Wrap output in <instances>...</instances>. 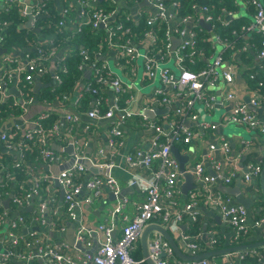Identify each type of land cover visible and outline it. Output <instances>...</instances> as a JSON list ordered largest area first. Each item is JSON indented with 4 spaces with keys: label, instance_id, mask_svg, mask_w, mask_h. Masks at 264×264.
Instances as JSON below:
<instances>
[{
    "label": "built area",
    "instance_id": "1",
    "mask_svg": "<svg viewBox=\"0 0 264 264\" xmlns=\"http://www.w3.org/2000/svg\"><path fill=\"white\" fill-rule=\"evenodd\" d=\"M149 5H153L159 11L157 14L158 21L164 20L168 25V37L170 42L164 47V51L157 43V38L153 36V33H149L147 40L149 49L146 53L140 52L138 47L130 40L123 43L115 40L116 36H123L130 31V27L126 26L123 21L117 24L111 25L110 18L113 15V11L108 12L102 8L89 7L85 12V22H89L93 27H103L107 29L109 33L108 43L113 48L119 49L120 56H129V66L133 72L137 70L135 62L138 58L143 57L145 61V70L151 79L160 78L162 83L167 86V91L158 90L157 97L155 99V107L145 109L142 112V122L152 130V134L149 138L150 147L148 150L143 148L137 149L135 152L130 153L127 156L128 165L131 168H138L144 166L148 169H152V165L155 161L159 160L160 165L157 170L152 172L150 180L145 181L143 186L140 175L133 174L132 183L141 186L144 199L141 202H135V214L134 217L129 220L122 228V234L116 238L114 236V230L117 222V216L122 212L123 207L130 201L129 197L122 194V187L118 179L112 175V168L115 167L114 162H96L93 159V165L102 167L109 170L105 176L93 175L86 184L83 181L85 173L89 170L85 164L81 162L82 158H85L78 154L80 152L82 139L80 137L72 138V143L75 148L74 162L71 166L67 167L58 174L52 173H40L39 165L36 167L27 168L25 173L27 179L31 180L30 191L22 196H17L13 200L17 204H23L28 202L31 198L38 200V213L35 219L44 225L48 223L55 230H65L66 226L58 225L55 216L58 211L56 209L51 210L52 213L47 216L49 205H56L55 195H44L42 183L49 179L58 180L64 187V200H65V214L66 218L77 222V230L75 235V242L85 246H90L91 241L89 236L93 232L87 228V225L83 223L81 208L84 203L93 204L103 194V188L106 186L116 197L117 202L115 207L109 211V218L106 223L100 225V230L104 231V236L99 237L96 241V249L92 256L89 257L91 264H136L137 260L133 256V252L138 246L141 234L145 227L152 223H159L169 230V232L175 237L180 249L189 255H196L206 251L197 238L192 237L190 234L183 230V223L186 218L190 220H197V213L194 210V203L188 202L185 207L182 208L180 201L183 196L182 183L184 182L183 173L180 170L179 162L173 155L172 149L176 143L182 145H189L194 141L199 143L207 142L208 133L215 128V123L211 121H204L200 118L198 106H202L207 110H212L215 107H227L230 106V110L224 116L223 123L225 124H243L252 130H264V119H260L257 116L255 108L263 105L264 100L261 93L256 89L249 96V101H245L241 98L236 91H234L235 67L226 61V52H221L219 55L211 58V54H207L206 48L194 49L189 52V55L201 54L207 59L208 65L203 68H189L185 64L186 50L196 43V37L203 29L200 25V21L194 15L186 17H180L174 12V8L178 4L177 1L171 3V7L167 5L163 0H147ZM13 0H3L1 3L6 9L11 8ZM248 5L252 6L255 10L253 19L247 24L242 26L239 30H234V33L238 38L243 37L246 34L261 36L260 42L253 41L242 44L239 47V52H246L253 47L258 54L259 69L250 75L252 81L257 83V87L264 86V0H246ZM84 4L86 2H83ZM88 4V3H87ZM194 7L204 12V20L211 23L213 29V38L215 45L217 43L223 45L233 46V41H228L221 37L216 31V22L219 21L223 25L231 24V20L235 16L232 10L222 8V13L215 16L211 13V7L209 5L194 4ZM30 9V12H28ZM43 8L28 6L24 9V15H32L33 21L37 20L41 15ZM231 18V19H230ZM230 19V20H229ZM152 22V21H149ZM6 21H0V25H5ZM174 24H177L174 26ZM190 25L189 30L186 29V25ZM59 26L66 27L64 18L59 21ZM81 29V28H80ZM179 35L182 39L181 43L175 50L172 49L174 42V36ZM5 34L3 28L0 26V43L4 44ZM48 41L37 42L36 50L37 55L29 60L27 71L20 74V78L16 80L19 85V98L11 97L8 94L7 89L11 83V72L16 70L14 61L9 59L8 73L5 78L0 80V103L7 98H13V104H20L25 112L26 103H31L30 96L26 95L23 89L20 87L22 81L32 83L34 75H46L49 73L51 63V57L58 52L54 48L49 55L42 54V44ZM155 43V44H154ZM235 43V41H234ZM236 44V43H235ZM234 47V46H233ZM84 59L89 61L90 55L86 49L81 51ZM172 55L177 59L179 63V72L174 74L165 67L167 56ZM232 56V55H231ZM56 66V64H55ZM88 66L94 73L96 87H89L88 90L93 94L101 93L99 98L95 100L94 107L89 110L87 117L88 121L82 124L81 129L84 131H91L92 127L99 123L106 122L109 132V145L115 150L121 146L124 142V132L122 126L125 125L133 117L140 115L136 113L132 104L135 100L134 94L127 84L113 75L107 70V66L98 65L97 61L93 60L88 63ZM56 67L59 68L58 74L55 73V84H61L63 82L62 73L67 70V65L63 61ZM223 82L228 87V90L221 96H217L215 90L218 85ZM9 83V84H8ZM6 85V86H5ZM110 88L113 91L112 103L103 96L102 88ZM129 93L126 99H122V96ZM68 95L63 94L62 98L67 100ZM124 101V105H123ZM105 102L110 104L107 111L103 112L100 108ZM156 107L167 108L173 110V117L164 120L162 123L151 121L148 119L145 111H155ZM145 114V115H144ZM19 115V116H21ZM51 113L42 112L33 120L32 125L24 127L23 130H5L0 137V141L8 150L17 151L20 154L19 160L14 164L15 168L24 171L25 164V151L33 149L34 144L41 146L40 163H46L49 166L58 164L66 159L64 153L57 152L52 148V143L56 140H63L62 128L57 120L49 127L44 125V121L49 118ZM14 118V117H12ZM66 119L70 121V124H74L79 127L80 116L79 114H67ZM2 120H0L1 122ZM25 122V121H24ZM23 122V123H24ZM194 123L190 125L187 123ZM217 125V124H216ZM70 140V141H71ZM64 145H67L69 141L63 140ZM211 157L207 161L213 160V168L220 169V164L214 161V152L217 150L222 151L226 157L230 156L231 145L224 137L209 145ZM100 154H104V150L100 149ZM66 153V152H65ZM4 159H0V165L2 169L7 173V182L12 181L13 173L8 171L7 165L3 163ZM39 163V164H40ZM234 164V161H233ZM263 170L262 164H250L249 169L246 171V178L256 177L261 174ZM187 171V170H186ZM194 175V181L196 188L203 191L206 200L218 209L222 220L232 229V240L234 242H240L244 237L253 234L254 228L262 227V231L259 233L258 239H264V201H260L253 209V214L256 216L254 225L251 227L248 223L249 210L242 204H234L231 199L224 195L221 191L216 190V185L219 183H230L237 175L236 167H231L228 173L211 174L208 172L206 163L204 161L198 162L193 165L191 169ZM216 171V170H215ZM37 172V173H36ZM141 178V179H140ZM86 186L88 194L82 198V190ZM191 192V191H190ZM189 192V193H190ZM188 193V194H189ZM187 194V195H188ZM127 219V217H125ZM29 220L25 216H19L16 220L12 221V230L10 232V242L8 249L4 253H0V264H11L10 260H14L20 264H34L36 260H44L45 264H80V257L74 253L66 250L63 242H51L45 235L33 230L34 232L24 231V233L18 234L16 229L23 230ZM28 228V227H27ZM30 235V239L22 244L20 248L15 250V247L25 241L24 236ZM218 239L212 237L209 240V247L215 250ZM242 243V242H241ZM238 243L237 245L241 244ZM39 245L38 248L33 249ZM149 251L151 258L156 264H245L244 260L247 257H257L261 264H264V247L244 250L233 251L221 255L223 260H218L215 257L202 258L199 260L185 261L179 258L174 251L173 246L166 240L159 232L149 241ZM86 262V261H85Z\"/></svg>",
    "mask_w": 264,
    "mask_h": 264
},
{
    "label": "crops",
    "instance_id": "2",
    "mask_svg": "<svg viewBox=\"0 0 264 264\" xmlns=\"http://www.w3.org/2000/svg\"><path fill=\"white\" fill-rule=\"evenodd\" d=\"M3 0H0V15L4 10L6 13H12V19H15L17 22L16 33L26 35V40L24 43H18L19 46L12 47L11 50H8L3 44L0 43V80L5 78L8 73V68L10 65L9 59L14 61V65L16 67L15 71L11 72V83L7 89V92L11 97L19 98V95H16L10 89L12 87H16L19 91V85L16 80L20 78V74L27 71V66L29 60L32 57L37 55V42L48 41L51 42L57 38L58 31L62 28L59 26V21L64 18V22L66 27L69 26L73 29H80L81 25L85 24V12L89 7H96L103 0H92V1H84V0H13L11 3V8L6 9V7L1 3ZM108 1V0H107ZM233 5H237V8L231 9L236 18H238L240 24L237 26L238 32L241 31L242 26L252 21L254 15V8L248 5L246 0H232ZM83 2H86L85 4ZM114 4V13L110 18V24L118 23L120 21H139L140 19H145L147 21H152V23H156L158 21L157 8H154L153 5L144 4V0H111ZM88 3V4H87ZM28 6L32 7H42L43 11L39 18L35 21L30 19V16L22 14L24 9ZM123 16V19L121 18ZM60 20L57 21V18ZM68 17V21L65 19ZM203 19V18H202ZM231 19V18H230ZM229 19V20H230ZM13 22H9L11 24ZM130 23V22H129ZM243 23V24H242ZM125 24V23H124ZM242 24V25H241ZM177 24H174L176 26ZM130 27V26H128ZM59 28V29H58ZM191 28L190 25H186V29L189 30ZM57 29V30H56ZM204 30L209 32L210 37L213 38V29L208 30L203 27ZM21 31V32H20ZM174 38L179 39L181 43L182 39L179 35H175ZM239 40H234L231 45H223L217 43L215 47L217 49L210 55L213 59L215 56L219 55L221 52L230 51L232 56H227V63L233 65L236 70L235 75V83H234V91L243 98L245 101H249V96L255 88V81H252L250 75L259 69L260 60L257 54V51L251 47L250 50L246 52H239V47L244 43L256 41L253 35L246 34ZM149 43L146 41L142 45H137L138 49L142 53H146L149 49ZM218 45H221V49L218 48ZM102 53H98L99 58L102 59L104 64L107 66V70L111 72L116 77H119L123 83L127 84L134 94L135 100L131 105L133 110L140 114L132 119H130L125 125L122 126V131L124 132V142L117 149L113 150L109 145V132L108 126L106 122L95 124L91 131L87 132L81 129L82 124L88 121L87 114L89 110L94 107L95 99L92 92H89V95L93 97V100L85 102L86 97L80 95L81 89L87 86L92 78V69L90 67H85L83 76L80 80V83L73 93L70 100H66L64 98H47L48 94L55 90L56 84L53 76L47 75H34V79L32 81V93H31V103L27 104L25 107V112L21 116H8L9 118H5L0 122V137L1 134L7 130H23L24 127H28L32 125L31 120L37 117L42 112H49L51 115L56 117L57 122L62 128V137L63 140L69 141L67 145H64L65 142L60 140V145L57 144L59 142H53L57 145L63 147L68 146L71 142L72 138L80 137L82 139L80 154L85 158L93 159L96 162H114L116 165L112 168V175H114L121 187L122 194L129 197V202L123 207L121 213L117 216V222L114 230V236L116 238L120 237L122 234L123 226L134 217L135 214V202H141L144 199V195L141 190V186L136 183H132L133 174L140 175L144 179H141L142 185H145L146 180H150L152 176V172L157 170L160 161L157 160L153 163L152 169H148L144 166L138 168H131L127 162V156L135 152L139 148H143L148 150L150 147L149 138L152 134V130L147 126V124L142 122V112L145 109H150L151 107H155V99L157 97L158 90L167 91V86L162 83L161 79L155 78L151 79L147 71L145 70V61L144 58H138L135 62L137 70L133 72L132 68L127 65L123 66L119 63V52L113 47H107L106 49H102ZM69 51L65 48L59 50L51 60L54 62L56 66L63 62V60L68 55ZM50 62V63H51ZM264 63V61H263ZM165 67L174 74H178L179 72V63L177 59L172 55L167 56V60L165 62ZM114 68H117L119 71H116ZM87 71H90L89 77H86ZM47 76V77H46ZM255 82V83H254ZM37 83H41L42 87L36 91ZM45 89H49L48 91ZM228 90V87L225 83L221 82L216 88L215 92L217 96L223 95ZM103 94L112 103L113 99V91L110 88H102ZM159 108V107H156ZM230 106L225 108L223 107H215L212 110H207L202 106H198V111L200 113V119L204 121L207 120V116L213 115L212 113L215 110H220V120H212L215 124V128L211 130L208 135V141L199 143L198 141H194L189 145H182V150H179L182 154L189 156V162L186 165V170L191 169L193 165H196L198 162L204 161L206 163V167L209 173L216 174L217 173H228L231 167H236L237 175L233 178L230 183H223L228 187H239L240 193H242L246 198L252 199V205L247 207L249 210V220L248 223L252 227L255 222L256 216L253 214V209L255 206L259 204L260 201H264V197L262 194L260 175L256 177H251L250 179L246 178V171L249 169L250 164H262L264 167V130H252L246 125L243 124H235L238 127H242L245 129L244 134L237 133H229L226 134L225 127L228 124L223 123L224 116L229 112ZM200 110L204 112V115L201 114ZM257 116L260 119H264V103L261 106L255 108ZM67 114H79L80 121L79 127H75L74 124H70V121L66 119ZM146 114V113H145ZM144 114V115H145ZM165 113H163L164 115ZM161 114H155L154 117L147 116L148 119L153 121V119H157ZM14 117V118H12ZM16 117H22L24 119V123L14 124L13 126H7L13 119ZM190 125H195L194 123H188ZM217 124V125H216ZM233 124V123H230ZM7 126V127H6ZM6 127V129H5ZM224 137L227 141H229L231 145L230 156L226 157L225 154L217 150L214 152V161L220 164V169L216 167L213 168V160L207 161L209 157H211V153L209 150V145L217 140H220ZM77 139V138H76ZM100 149L104 150V154H100ZM57 151V150H56ZM59 151V150H58ZM75 151V148H74ZM64 153L66 156L64 161H61L58 164H54L52 166L47 165L46 163L39 164V174L40 173H52L58 174L64 169L60 170L61 165L68 163L71 160V155L69 153H65V151H59ZM174 155V154H173ZM175 156V155H174ZM20 154L14 150H8L0 141V159H4L3 163L7 165L8 169L10 167H14V164L19 160ZM92 161V160H91ZM234 161V164H233ZM179 162V161H178ZM37 166V165H36ZM34 166V167H36ZM18 169V168H17ZM216 170V171H215ZM37 173V172H36ZM25 177L22 179H17L16 171L13 173L12 181L7 182V173L2 169L0 165V253H4L8 249V244L10 242V232L12 230L11 223L16 220L19 216H25L29 222L26 226H24L22 233L25 229H29V232H34L33 228L38 227V232L45 235L48 239L53 240V242H63L66 250L74 253L75 255L80 257V264H91L89 259L90 256L93 255L96 249V241H98V236L103 237L104 231L100 230V225L106 223L109 218V211L115 207L117 202L116 197H112L113 193L108 189V187L103 188V194L96 200L93 204L84 203L81 208L82 220L87 228L93 232L89 236L91 241L90 246H84L85 249H79L75 245H72L69 242V238L73 237L75 240L76 230H77V222L72 221L66 218L65 214V200L64 193L65 189L63 185L54 179H49L42 183L43 185V194L46 195H55L56 196V205L50 204L46 215L49 216L53 209L58 211L55 219H57L58 225H65V230H55L48 223L41 225L36 219L35 216L38 213V200L36 198H31L28 202L23 204H17L13 198L14 196H22L31 188V180L27 179V174L24 172ZM93 175L105 176V174H92L90 170H88L84 177L83 181L86 184L87 180H89ZM239 180V182H238ZM219 183L216 185V190L221 191L224 195L229 197L234 204H241L236 201L235 194L224 192L220 189ZM88 194V190L86 186H84L82 190L81 197L84 198ZM7 202V204H6ZM192 202L194 203V210L197 213V220L193 221L189 218L185 219L183 223V230L190 234L192 237L197 238L201 244L209 243V240L215 234H221L222 238L226 241V247L233 246L232 244V229L227 224L224 223L218 209L209 204L206 200L203 191L195 188L188 194L184 195L181 198L180 204L181 207L184 208L186 203ZM243 205V204H242ZM21 209V213L19 212ZM127 217V219H125ZM197 222L200 223L197 231L189 230L190 225H194ZM28 227V228H27ZM196 227V226H195ZM262 227L254 228L253 234L244 237L243 243L253 242L258 239L259 233L262 231ZM28 231V230H27ZM157 231H153L149 236L150 239L155 235ZM54 235H53V234ZM203 242V243H202ZM204 245V244H203ZM39 245L35 246L33 249L38 248ZM149 247V242H148ZM205 247V246H204ZM212 248H206V251H210ZM204 251V252H206ZM137 257L136 264H149L146 260V257L143 254V250L140 244L138 243L137 248L133 252ZM218 260H223L222 256H214ZM44 263V260H40ZM86 261V262H85ZM19 262L18 264H20Z\"/></svg>",
    "mask_w": 264,
    "mask_h": 264
},
{
    "label": "trees",
    "instance_id": "3",
    "mask_svg": "<svg viewBox=\"0 0 264 264\" xmlns=\"http://www.w3.org/2000/svg\"><path fill=\"white\" fill-rule=\"evenodd\" d=\"M87 1V0H84ZM92 1V0H89ZM169 7H171V3L173 1H177L178 4L174 8V12L177 13L180 17H186L189 15H194L198 19V22L204 18V12L201 10H198L194 7L195 3H198L200 5H209L211 7V13H213L215 16L219 15L222 13V8H227L229 10L233 8H237V5H233L232 0H163ZM96 8H102L105 11L111 12L114 10V4L111 2V0H103L101 3H99ZM121 18L123 19V16L121 15ZM67 21L69 20L68 17L65 18ZM55 23H57L60 18L58 17L56 19ZM0 21H6L7 23L5 25H0L3 28V33L5 34V41H4V46L8 49L11 50L12 47L14 46H19L18 43H24L26 40V35L24 34H17L16 33V28H17V22L15 19H12V13H6L4 10L2 11L0 15ZM13 22L11 24H8L9 22ZM242 22V20H239ZM238 21V18L233 17L231 20V24L229 25H223L221 22L217 21L216 22V31L219 33V35L226 40L234 41V40H239L237 39L236 33H234V30H237L238 24H240ZM130 22V23H129ZM59 23V22H58ZM126 26H130V31L128 33H125L123 36H120L121 33H119V36L115 37V40H118L120 42L117 43H123L127 40H130L133 44L137 45H142L146 42L147 37L149 33H153V36L157 38V43L160 46V48L165 50L164 47L168 42H170V39L168 37V25L166 22L162 19L157 21L156 23L149 22L145 19H140L139 21H124ZM249 23V22H247ZM245 23V24H247ZM117 23H112L111 25H114ZM243 24V23H242ZM241 24V25H242ZM59 29V28H58ZM57 30V29H56ZM109 33L107 29L104 27H93L91 23L85 22V24L81 25V29H71L69 26L67 27H62L58 33H57V38L51 42H46L45 44H42V54L43 55H49L50 52L56 48L58 51L65 48L69 51L68 55L66 58L63 60L65 64L67 65V70L62 73L63 76V82L61 84L56 85L55 90L51 93L48 94L47 98H62L63 94H67V100L69 101L70 98L72 97L73 93L77 89L80 80L83 76L85 67H89L88 63L95 60L97 61L98 65H104V62L102 61L101 58H99L98 53H102V49H106L109 47L108 43V38ZM254 39L257 42H260L261 36L256 35L255 33L253 34ZM155 44V43H154ZM111 47V46H110ZM199 49V48H206L207 49V54L213 53L217 47H215L214 41H212L209 32L206 30L202 29L198 37H196V43L195 45H192L188 50H186V59H185V64L189 68L197 69V68H203L208 65L207 59L203 57L201 54H195L194 56L189 55V52L194 50V49ZM83 49H86L87 52L90 55V60L87 61L84 59L83 55L81 54V51ZM118 52L119 49L115 48ZM120 54V53H119ZM227 56H231L230 51H226ZM53 59V56L51 57V60ZM51 60L48 62H51ZM120 65H123L124 67L129 65V56H120L118 58ZM59 68L56 67L55 73L58 74ZM47 76H50V73H46ZM46 76V77H47ZM255 83V82H254ZM9 84V83H8ZM96 81L94 77V73L92 74V78L90 79V82L87 86L83 87L81 89L80 95L83 97H86L85 102L93 100V97L89 95L88 88L89 87H96ZM6 86V85H5ZM20 87L23 89L26 95L31 96L32 93V83H27L26 81H22L20 83ZM255 88L261 93L263 100H264V86L263 87H257V83L255 84ZM49 90V89H45ZM89 91V92H88ZM103 92V91H102ZM101 93L98 94H93L94 99L96 100L99 98ZM104 97H106L103 94ZM129 96V93H126L125 95L122 96V99H126ZM124 105V101H123ZM110 104L108 102H105L101 105V110L103 112L107 111L109 108ZM23 107H21L20 104L14 105L13 104V98H7L4 100L2 103H0V120H3L5 118H9L8 116H19L23 112ZM173 117V110L170 109L165 113L164 115L161 114L159 117L155 120L160 123H162L164 120L170 119ZM56 121V117L54 115H50L47 120L44 121V125L46 127L51 126L54 122ZM56 142H59L57 144L60 145V140H56ZM175 146L179 149L182 150V144L176 143ZM59 152V151H57ZM40 153H41V146L37 143L33 145V149L25 151V164H24V171L17 169L15 167H10L8 169L9 172L14 173L16 171V176L17 179H22L25 177L24 172L26 171L27 168L39 165L40 161ZM200 225L199 222H197L194 225H190L189 230L197 231L199 228L198 226ZM196 226V227H195ZM15 231H18V234L22 233V228L21 229H16ZM26 234V233H25ZM215 237L218 239V243L216 244V249L226 247V241L222 238L221 234H215ZM25 241H22L21 244L17 247H15V250L18 251L20 246L24 244L23 242L26 243L27 240L30 239V235L26 234L24 236ZM51 240V239H50ZM53 240H51L52 242ZM244 238L240 242H234L232 240V244L237 245L238 243L244 242ZM203 243V242H202ZM205 248H210L208 243H203ZM261 248V247H260ZM213 249V248H212ZM134 258L137 256L134 255ZM218 257V256H216ZM212 258V257H210ZM245 264H261L259 262V259L257 257H247L244 260ZM11 264H18L14 260H10ZM34 264H45L41 262L40 260H36Z\"/></svg>",
    "mask_w": 264,
    "mask_h": 264
},
{
    "label": "water",
    "instance_id": "4",
    "mask_svg": "<svg viewBox=\"0 0 264 264\" xmlns=\"http://www.w3.org/2000/svg\"><path fill=\"white\" fill-rule=\"evenodd\" d=\"M144 4L147 5L148 1L144 0ZM28 12H30V9H28ZM29 16L31 19L32 18L31 13ZM200 25L202 27L208 29V30L212 29L211 23L206 22L204 19L200 20ZM101 27H103V25H101ZM212 34H214V33H212ZM173 42H174V45H173L172 49L175 50L177 48L180 40L174 38ZM55 70H56L55 63L52 62L50 65V68H49V73L51 76L55 75ZM89 75H90V71H87L86 77H89ZM42 86H44V85H42L41 83H37V87L35 90L38 91L39 88ZM10 90L13 91L16 95H19V91L16 89V87H12ZM167 111H168L167 108H158L155 111L147 110V111H145V113L147 116L154 117L155 114H163V113H167ZM23 122H24V119L22 117H16L10 123H8L7 126H13L14 124L22 125ZM6 127H5V129H6ZM70 142L71 143L68 146L63 147V148L61 146L57 145L56 143H54L52 145V148L57 150V151L63 150L66 153H69L70 155H72V154H74L75 151H74V145L72 143V140ZM172 152L175 155L176 159L179 161L180 170L184 176V182L182 183V192L184 195H187L196 186L195 181H194L193 172L192 171H186V165L189 162V156L179 152V149L176 146L173 147ZM73 162H74V157H71V160L68 163L61 165L60 170L71 166V164ZM81 162L83 164H85L86 167H88V169L91 171L92 174H100V173L105 174L108 172V170L105 168L94 166L93 162L89 158H82ZM238 182H239V180H238ZM260 182H261L262 194L264 197V167H263V170H262L261 175H260ZM220 189L224 192H229V193L235 194L237 202H239V203H241L247 207H250L252 205V202H253L252 199L246 198L242 193H240L239 187L232 188V187H228L222 183V184H220ZM112 197H114V195H112ZM6 204H7V202H6ZM19 212L20 213L22 212L21 209ZM25 230L27 231V229H25ZM33 230H38V227H34ZM153 231L159 232L166 240H168L169 243L173 246L175 254L179 258H181L182 260H185V261L199 260L202 258H210V257H214V256H221V255H224L226 253L233 252V251H244V250H250V249H256V248L264 247V239H257L255 241L249 242V243H243V244H239V245L222 247V248H218L215 250L202 252V253H199L196 255H189L187 253H184L180 249L175 237L169 232L167 227H165L159 223L152 222L145 227V229L143 230L141 237H140V244H141V247L143 250V254L146 257V260L149 264H156L155 261L150 256V251H149V247H148L149 236ZM69 242L72 245H75L76 247H78L79 249H85L82 244L76 243L73 237L69 238Z\"/></svg>",
    "mask_w": 264,
    "mask_h": 264
},
{
    "label": "rangeland",
    "instance_id": "5",
    "mask_svg": "<svg viewBox=\"0 0 264 264\" xmlns=\"http://www.w3.org/2000/svg\"><path fill=\"white\" fill-rule=\"evenodd\" d=\"M218 48L219 49H221V45H218ZM116 71H119L117 68H114ZM120 72V71H119ZM200 112H201V114L202 115H204V112L202 111V110H200ZM220 110H215L212 114L213 115H210V116H207V120L208 121H211V120H217L218 121V119L220 120ZM244 131H245V129L244 128H242V127H238V126H236L235 124H228L226 127H225V132H226V134H231V133H239V134H244ZM107 173H109V170H108V172Z\"/></svg>",
    "mask_w": 264,
    "mask_h": 264
}]
</instances>
